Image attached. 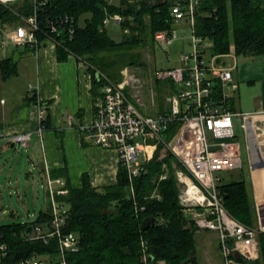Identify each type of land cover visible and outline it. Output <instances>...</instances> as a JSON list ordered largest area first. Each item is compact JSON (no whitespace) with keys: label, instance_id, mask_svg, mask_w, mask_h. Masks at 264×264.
Segmentation results:
<instances>
[{"label":"trees","instance_id":"16d2710c","mask_svg":"<svg viewBox=\"0 0 264 264\" xmlns=\"http://www.w3.org/2000/svg\"><path fill=\"white\" fill-rule=\"evenodd\" d=\"M173 1L46 0L38 10L41 28L37 36L39 40L47 36L55 40L59 61L74 56L89 64L95 95L107 81L98 80L97 71L119 82L124 65L146 66L141 50L146 46L156 49L155 34L176 24L171 17ZM199 6L196 34L209 41L212 54L223 56L234 51L254 58L264 55V0H200ZM33 8L34 0H18L10 6L0 3V33L17 24L20 16L31 15ZM116 13L123 16L124 38L120 41L110 36L104 24L106 16ZM83 15L87 17L81 24ZM17 63L11 56L0 61L2 80L19 74ZM35 97L31 95L32 100ZM149 149L148 173L130 178L125 165L119 163L117 182L104 187H94L86 173L81 187H73L67 168H52L51 177L63 178L68 188L67 194L56 195L68 205L64 230L79 237L78 249L66 254L68 264H146L145 250L154 260L164 259L167 264H202L195 239L198 227L179 203L176 171L185 167L160 139L150 140ZM220 189L229 212L258 227L256 202L246 180L222 182ZM51 212L48 196L35 219L0 224V244L8 247L0 264H16L34 253L58 255L57 238L45 242L25 236L33 224L49 220ZM146 217L154 221L143 229ZM257 241L260 255L251 263L264 264L263 230H259Z\"/></svg>","mask_w":264,"mask_h":264},{"label":"built area","instance_id":"2783aa9c","mask_svg":"<svg viewBox=\"0 0 264 264\" xmlns=\"http://www.w3.org/2000/svg\"><path fill=\"white\" fill-rule=\"evenodd\" d=\"M18 0H0L10 6ZM46 0H34V8L29 16H20L17 24L5 27L2 33V47H34L35 52L44 43L55 40L47 36L39 40V8ZM200 0H175L171 7V17L175 25L171 29H162L155 34L158 46L167 48L173 44L177 35V26L188 23L193 40L189 42L192 51L181 52L180 65L156 72V78H171L178 84L173 93L167 95L169 107L155 114L142 109L144 102L134 98L125 86L119 82L107 81L95 94V116L85 126L92 134L97 145L112 147L119 153V163L125 165L130 178L149 172L150 140L160 139L171 149L178 161L185 167L177 169L176 177L179 186V203L187 218L200 229H212L219 233V246L224 264H253L260 255L257 235L264 231V225L250 226L234 217L223 202L220 189L222 171L236 170L244 166L241 142L235 131V117L241 118V126L249 135L255 137L264 118V108L248 112L236 111L230 101L239 91L234 75L235 65L227 66L218 62L219 55L207 62L204 54L209 50V41L196 34V16ZM123 20L120 13L108 15L104 24ZM53 30L57 26L51 24ZM207 41V42H206ZM226 54L225 56H230ZM81 61V60H80ZM83 62V61H82ZM86 65V64H85ZM87 67V65H86ZM88 70V68H86ZM96 78L103 75L97 71ZM31 95L37 93L36 85L29 88ZM154 96V93H153ZM154 102V101H153ZM46 105L42 100L36 101V112L39 120V131L45 130ZM176 125V127H172ZM175 129L173 134L169 131ZM30 131L13 133L8 141L20 147L30 144ZM260 151V150H259ZM141 155H144L141 158ZM261 155V154H260ZM255 163L251 164L254 167ZM166 173L162 175L165 178ZM47 196L51 201V218L40 221L26 232V238L43 239L50 242L58 239L57 256L52 253H34L19 260L16 264H68L66 254L77 250L79 237L73 231L64 230L68 205L57 198V194H67L66 181L61 177L45 178ZM8 251L7 244H0V258ZM146 264H167L164 259H155L145 250Z\"/></svg>","mask_w":264,"mask_h":264},{"label":"rangeland","instance_id":"374dc122","mask_svg":"<svg viewBox=\"0 0 264 264\" xmlns=\"http://www.w3.org/2000/svg\"><path fill=\"white\" fill-rule=\"evenodd\" d=\"M108 1L116 3L119 0ZM85 17H87V15L81 17V24ZM107 28L110 36L116 41H120L124 38V29L121 23L116 24L111 21L107 24ZM177 35L178 37L174 43L167 48L163 46L159 47L158 44H156V49H152V47L149 46L142 49L143 60L146 62V66L124 65L120 70L121 78L119 82H121L130 93L134 94L135 99L139 97L140 100L144 102V105L141 107L147 113L155 114L160 111L159 109H161V107L162 110L165 107H169L166 97L173 93L178 86L171 78H156V72L180 65L179 57L181 52L184 51L189 53L192 51L189 42L193 40V34L188 23L182 22L178 24ZM2 43V37L0 35V60L5 57H14L13 55L15 52H18V50L21 51L22 49L21 46L17 47L13 45L3 49ZM232 53L233 54L230 56H225V54L218 58V62H224L227 66H236L234 75L239 85V91L233 100L230 101V106L239 112H248L261 108L264 101V55L260 57V59H257V57L236 55L234 51ZM213 55L212 50L209 49L204 54V57L207 62L211 63L210 61ZM32 59V57L27 58L23 56L17 63V69L23 75L20 78L10 79L7 83H4L0 79V94L4 99L8 100L7 104L15 105V115L20 114V107L24 103L22 95L25 94L27 85L37 84L38 72L35 64L32 63ZM77 60L79 62V67L87 72L88 70L86 68H89V64L82 59L81 61L79 59ZM90 74L92 76L91 72ZM102 75L103 78L109 79L105 73H102ZM235 118V131L237 132L238 139L241 141L244 167L236 170L222 171L220 175L223 177L222 182L227 183L236 180V178H244L249 183L250 160L244 142L246 134L241 126V118ZM263 121L264 118L258 122V125L260 126ZM257 131L260 133L259 138L264 148V133H261L263 131L260 130ZM31 143L32 146L35 144V138L31 140ZM34 147L36 146L30 147V149H34ZM28 149L29 146L20 147L16 144L15 147L9 146L6 148L8 152L4 149L0 150V224L11 223L12 221L26 222L35 219L34 215L39 214L48 199L45 180H33V178L30 177V185L25 183L27 180L26 171L30 165L27 155ZM143 157L144 155H141V158ZM19 175H21V179L20 182H17ZM257 180V188H259L260 192L264 191V182L262 181L263 179L261 180L260 175H258ZM260 207V216H262L260 223L264 225V199H262V196H260ZM11 210L15 212V215L11 214ZM195 239L196 247H198V258L202 264H224L219 246V233L216 230L198 228Z\"/></svg>","mask_w":264,"mask_h":264},{"label":"crops","instance_id":"0c3cea01","mask_svg":"<svg viewBox=\"0 0 264 264\" xmlns=\"http://www.w3.org/2000/svg\"><path fill=\"white\" fill-rule=\"evenodd\" d=\"M43 41L37 53L33 46L22 47L21 51L18 50L19 55L16 61L19 62L23 56L33 58L32 63L35 64L38 72L37 84H35L36 99L32 100L31 92H29L32 84H28L25 94L22 95L24 103L20 107V114L15 115V105L7 104L8 100L0 94V150H6L9 146L15 147L13 142L8 141L11 134L30 131L27 153L30 165L26 171L27 180L25 181L27 185H30V177L33 180H45L47 175L51 176L52 168H67L69 181L73 187H81L82 176L85 173L94 187L116 183L120 167L118 151L112 147L103 148L97 145L92 134L85 129V126L89 125L95 116V95L92 91L93 81L90 72L82 70L74 56L59 61L56 45L47 39ZM21 76L23 75L19 71L18 75L2 80L0 71V79L4 83ZM38 99L46 105V117L43 122L46 127L42 133L39 131L40 123L36 112ZM262 108H264V101L261 108L256 110ZM258 130L264 133V121ZM245 134L244 142L250 160V182H246L256 202L258 224H262L260 223L262 217L260 216V196L264 199V191L260 192L257 188V177L260 175L264 182V166L255 165L264 162V148L259 138L260 133L256 137L252 133L248 135L245 132ZM33 138H35L33 146L36 147L30 149L33 147L31 143ZM252 163H255L253 168ZM20 179L21 175L17 178V182H20ZM11 214L15 215V212L11 210ZM37 216L38 214L34 215V217Z\"/></svg>","mask_w":264,"mask_h":264},{"label":"water","instance_id":"95a60500","mask_svg":"<svg viewBox=\"0 0 264 264\" xmlns=\"http://www.w3.org/2000/svg\"><path fill=\"white\" fill-rule=\"evenodd\" d=\"M18 55H19V53L16 52L14 55V61H17ZM255 166H260V167L264 166V162L258 163ZM153 219H154L153 217H146L143 220V225H142L143 229H147L153 223V221H154Z\"/></svg>","mask_w":264,"mask_h":264}]
</instances>
